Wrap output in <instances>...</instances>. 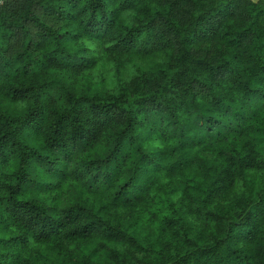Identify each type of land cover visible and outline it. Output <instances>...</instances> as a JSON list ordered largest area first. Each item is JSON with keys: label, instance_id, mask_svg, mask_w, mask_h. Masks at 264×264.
Listing matches in <instances>:
<instances>
[{"label": "trees", "instance_id": "trees-1", "mask_svg": "<svg viewBox=\"0 0 264 264\" xmlns=\"http://www.w3.org/2000/svg\"><path fill=\"white\" fill-rule=\"evenodd\" d=\"M0 264H264V0H0Z\"/></svg>", "mask_w": 264, "mask_h": 264}]
</instances>
